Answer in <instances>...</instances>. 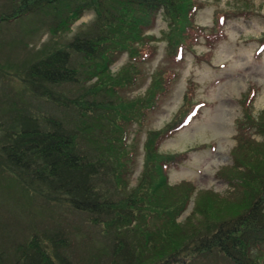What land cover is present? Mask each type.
<instances>
[{
	"label": "trees",
	"instance_id": "obj_1",
	"mask_svg": "<svg viewBox=\"0 0 264 264\" xmlns=\"http://www.w3.org/2000/svg\"><path fill=\"white\" fill-rule=\"evenodd\" d=\"M11 5L0 12V23L43 11L57 38L83 12L90 11L92 18L22 68L19 78L33 96L69 113L63 120L17 116L18 129L5 132L0 143V171L99 224L112 239L107 264H189L213 251L232 264H264V107L253 111L257 89L252 86L237 101L231 163L216 172L231 189L219 196L199 191L198 199L190 183H167L170 168L186 153L162 151L159 145L202 105L190 81L168 121L145 130L139 173L129 183L135 162L129 127L141 126L169 93L178 77L173 66L185 52L209 62L225 19L253 14L246 3L214 8L210 27L195 19L199 0H17ZM158 16L165 29L155 34ZM252 39L254 52L264 51V32ZM158 42L162 62L152 69L147 87L139 95H121L143 75ZM197 45L203 46L198 53ZM123 53L124 62L109 69ZM45 234L33 233L26 247H12L16 258L10 264H71L66 247H58L69 243L68 237L60 231Z\"/></svg>",
	"mask_w": 264,
	"mask_h": 264
},
{
	"label": "rangeland",
	"instance_id": "obj_2",
	"mask_svg": "<svg viewBox=\"0 0 264 264\" xmlns=\"http://www.w3.org/2000/svg\"><path fill=\"white\" fill-rule=\"evenodd\" d=\"M12 1L17 0H0V12L10 11ZM203 1L207 3L197 10L195 18L199 23L209 25L213 8L226 7L227 3L235 0ZM243 2L253 14L226 21L223 26L226 37L214 46L209 63L187 53L180 65L173 66L178 77L172 82L169 93L160 99L159 106L147 115L141 126L132 123L129 127L127 143L134 142L135 153L130 185L134 184L139 173L145 130L156 129L168 121L181 102L186 83L191 81L195 97L202 101L203 106L185 126L159 145L162 151L187 150L183 162L170 169L167 183H190L198 199L201 196L197 197L199 191L221 195L231 189L228 181L216 172L231 163L229 150L235 145L234 121L239 114L236 102L244 97L248 85H254L258 91L251 104L253 111L264 106V52L259 60L252 59V37L258 38L264 32V0H236L239 5ZM19 18L0 23V143L6 140L5 132L18 129L19 115L38 118L53 115L63 120L69 113L62 106L33 96L19 76L27 64L51 47L62 45L76 31L86 28L92 15L90 11L83 12L58 38L50 34V17L46 12L29 13ZM162 29H165V23L158 16L151 31L158 34ZM157 45L156 56L143 65V75L131 88L120 92L121 95H139L147 87L152 69L162 62L163 45L161 42ZM198 52L199 49H196ZM124 59V54L119 55L109 69H117ZM201 143L206 145L193 148ZM37 191L0 171V264L14 262L16 255L12 247H26L25 242L33 233L49 236L58 231L69 239V243L58 247H66L71 264H107L112 239L99 224L89 222L81 211L47 200ZM189 264L231 262L221 253L213 251L198 256Z\"/></svg>",
	"mask_w": 264,
	"mask_h": 264
}]
</instances>
